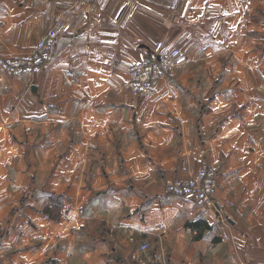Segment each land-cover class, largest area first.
Instances as JSON below:
<instances>
[{"label":"crops","instance_id":"1","mask_svg":"<svg viewBox=\"0 0 264 264\" xmlns=\"http://www.w3.org/2000/svg\"><path fill=\"white\" fill-rule=\"evenodd\" d=\"M57 18L32 77L0 68V264H264V0H0V57ZM160 40L187 59L146 101ZM204 163L215 206L164 193Z\"/></svg>","mask_w":264,"mask_h":264},{"label":"built area","instance_id":"2","mask_svg":"<svg viewBox=\"0 0 264 264\" xmlns=\"http://www.w3.org/2000/svg\"><path fill=\"white\" fill-rule=\"evenodd\" d=\"M75 2H92L93 0H74ZM71 26L62 18L56 21L43 33L36 42L35 47L27 56L13 58L0 57V68L9 75H24L32 77L44 63L53 56L56 40L60 36L71 32ZM137 60L128 68V80L126 87L144 100H149L155 94V82L162 77L171 74L174 69L186 61V56L179 48H171L163 41L155 45L140 50L137 53ZM217 172L208 163H204L196 174L187 179H176L165 183L164 193L171 196L192 199L199 205L215 206L214 191L216 185ZM140 251L147 252L149 246L142 243L138 247Z\"/></svg>","mask_w":264,"mask_h":264},{"label":"rangeland","instance_id":"3","mask_svg":"<svg viewBox=\"0 0 264 264\" xmlns=\"http://www.w3.org/2000/svg\"><path fill=\"white\" fill-rule=\"evenodd\" d=\"M247 17H248V19L247 20H245V22H247V25H249V21L251 20V21H253V12L252 13H247ZM244 28V34L243 35H245L246 37H249L250 35H251V31L248 29V30H246V28H245V24H244V26H243ZM229 52V51H228ZM186 59H187V57H186ZM186 62V61H185ZM223 63V62H222ZM174 71H175V69H174ZM5 72V71H4Z\"/></svg>","mask_w":264,"mask_h":264}]
</instances>
